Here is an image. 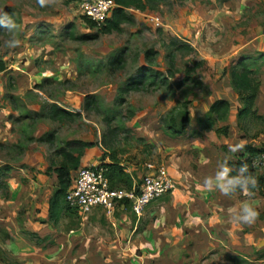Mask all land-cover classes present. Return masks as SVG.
I'll return each mask as SVG.
<instances>
[{"label":"rangeland","instance_id":"1","mask_svg":"<svg viewBox=\"0 0 264 264\" xmlns=\"http://www.w3.org/2000/svg\"><path fill=\"white\" fill-rule=\"evenodd\" d=\"M0 10L17 25L14 33L0 29V58L2 53L11 51L12 58L14 50H23L6 46L15 37L22 46L35 44L29 61L40 71L38 83L32 84L36 91L28 94V102L18 104L25 108L7 116L8 130L17 133V140L0 142L2 193L3 178L15 166L25 182L22 168L34 167L24 157L31 151L41 157L32 164L43 160L42 171L48 176L55 175L54 167L64 161L62 149L75 155L79 147L86 162L116 159L124 171L128 167L135 174V170L155 173L169 156L190 161L196 153L191 137L223 124L226 133H216L223 143L209 150L224 151L235 160L242 150L230 148L264 144V0H154L141 8L128 7L118 28L106 32L85 25L71 0H56L43 8L36 0H0ZM151 15L158 16L160 24L154 25ZM239 57L258 79L255 108L262 117L238 120V103L231 110L229 106L231 116L227 111L223 118H215L207 111L214 98L224 95L216 93L218 86L228 89V96L235 95L232 101L238 102L228 71ZM139 71L145 72L144 81L125 89L135 84L131 78ZM7 72L6 90L13 78L12 70ZM51 102L70 113L49 118L46 106ZM71 139L77 142L66 143ZM253 159L258 161L256 172L264 176V154ZM149 161L152 164L147 166L144 162ZM55 187L56 176L51 193ZM262 191L264 182L253 189L258 194ZM256 202L262 217L264 197L258 196ZM109 218L101 210L81 217L62 204L53 221L58 250L55 244L28 233V246L37 248L38 242L43 249L54 248V253L38 252L40 260L27 264H89L93 254L86 252L109 244L115 232ZM243 230L250 232V226ZM20 254L0 248L3 264H26L35 256L31 251ZM253 259L246 264H253Z\"/></svg>","mask_w":264,"mask_h":264},{"label":"crops","instance_id":"2","mask_svg":"<svg viewBox=\"0 0 264 264\" xmlns=\"http://www.w3.org/2000/svg\"><path fill=\"white\" fill-rule=\"evenodd\" d=\"M21 42L18 47H23V50H14L12 58L8 56L11 51L1 56L4 67L0 70V142L17 140V133L8 130L11 121L7 116L25 108L18 104L28 102V94L36 91L32 84L38 83L37 73L40 71L29 61L35 44L26 42L22 46ZM7 70H12L13 78L10 79L12 87L6 90ZM220 87L216 93L224 94L220 97L227 100L230 110L231 106L236 107L238 102L232 101L236 96H228V89ZM38 97L41 98L40 95ZM31 107L36 109L35 104ZM230 110L227 116H231ZM218 139L214 130L203 129L191 137L190 143L192 148H196V153L191 154L190 161L178 155L169 156L165 162L159 163L156 172L168 176L174 186L148 202L139 215H135L127 203L116 207L111 218L115 232L110 243L89 249L86 252L88 256L93 254L88 258L91 260L89 264H246L251 256L253 264H264V216L250 225V232L243 230L247 225L233 223L230 219L231 212L238 210L251 197L246 198L239 191L225 197L217 190H208L203 184L205 177L215 174L218 165L232 160L224 151L209 150L223 143ZM24 157L34 165L32 169L22 168L28 183L25 184L19 176L16 166L3 178L5 192L0 190V248L11 255H27L31 251L35 256L26 260L27 264L28 261L37 263L40 260L38 252L54 253V248L48 245L43 249L38 242L37 248L28 246V233L50 242V245L55 244V250L60 244H56L54 220L48 216V197L55 182L54 172L48 176L42 171L43 160L32 164L34 158L41 159L39 153L31 151ZM2 162L0 159V164ZM88 163L82 154L77 167ZM75 169L70 171L72 175ZM126 171L130 173L132 183L138 182L144 173L143 170H135L134 174L128 167ZM258 196L264 197L255 192L250 204L261 211L257 207ZM0 264H3L1 260Z\"/></svg>","mask_w":264,"mask_h":264},{"label":"trees","instance_id":"3","mask_svg":"<svg viewBox=\"0 0 264 264\" xmlns=\"http://www.w3.org/2000/svg\"><path fill=\"white\" fill-rule=\"evenodd\" d=\"M116 3V6L113 7L110 15L105 18L104 22L95 24L94 21L88 18L83 19L85 25L87 26H97L102 32L109 31L111 29H117L120 22L126 18V9L128 7L141 8L146 3H149L154 0H113ZM4 67V62L0 58V70ZM229 79L232 87L237 93L238 107L236 109V116L239 120L243 116H253L256 118H261L262 115L256 112L255 108V98L258 92V79L253 75V70L247 66L241 57H239L233 65L230 67ZM145 72L139 71L137 76L132 77L131 80L135 82L133 85H128L125 89L129 87L136 88L138 84L143 82L145 79ZM130 79V78H129ZM150 82L154 81V77L149 80ZM131 87V88H132ZM47 114L51 119H60L65 114H69L68 110L60 107L54 102L49 103L47 106ZM229 108V103L223 98H214L213 101L209 104L208 111L211 114H214L215 118H223ZM187 117V114L185 115ZM215 133L225 134L227 131V126L225 124L221 126H216L213 128ZM71 142L76 143V139L67 140L66 143ZM70 143V145H71ZM82 147H84L85 142H82ZM81 146V145H80ZM83 148L79 147L75 155H72L71 151L67 152L62 149V154L64 156V161H61L56 167H54L55 176H56V187L52 191L51 195L48 198V216L52 220H56L62 204L68 207L64 201V192L68 187L71 174L69 170L71 168H76L79 163V156ZM264 154V144L260 146H255L249 143L244 144L241 155L235 160H229L227 164L229 167H233L232 175L236 174V170L239 169L241 164H248L249 171L253 177L258 181V187L264 182V176L261 173H257L255 167H253V158ZM113 158V156H111ZM70 159V162H69ZM97 165L104 167V173L108 179L109 186L118 187V188H130L132 185L131 175L124 171L123 166H121L116 159H111V161L105 163L103 161L97 162ZM70 176V177H69ZM120 183V185L118 184ZM136 183V182H135ZM119 185V186H118ZM264 194V191L260 192ZM69 208V207H68ZM71 209V208H69ZM72 210V209H71Z\"/></svg>","mask_w":264,"mask_h":264},{"label":"built area","instance_id":"4","mask_svg":"<svg viewBox=\"0 0 264 264\" xmlns=\"http://www.w3.org/2000/svg\"><path fill=\"white\" fill-rule=\"evenodd\" d=\"M78 14L99 24L104 22L116 6L113 0H71ZM154 25L160 24L158 16H150ZM147 166L151 164L145 163ZM171 179L161 172L142 173L139 181L130 188L109 186L104 167L97 162L79 165L64 192L65 204L81 217L94 209H99L110 217L116 207L127 203L129 209L139 215L143 207L172 188Z\"/></svg>","mask_w":264,"mask_h":264},{"label":"clouds","instance_id":"5","mask_svg":"<svg viewBox=\"0 0 264 264\" xmlns=\"http://www.w3.org/2000/svg\"><path fill=\"white\" fill-rule=\"evenodd\" d=\"M40 7H48L53 5L56 0H36ZM17 28L14 20L8 15V13L0 10V29L5 30L8 33H14ZM20 41L15 37L6 41V46L9 48L18 47ZM243 144L236 145L230 148V151L236 152L242 150ZM258 164L257 160L253 161V167ZM233 169L229 167L227 162L218 165V168L213 176L205 177L203 184L208 190H217L223 196L230 197L237 191L241 192L246 197L253 195V189L258 187V181L253 177L249 171L248 164H241L236 174L232 175ZM259 217V212L252 207L247 201L243 202L238 210H233L230 214V219L233 223L252 225Z\"/></svg>","mask_w":264,"mask_h":264}]
</instances>
